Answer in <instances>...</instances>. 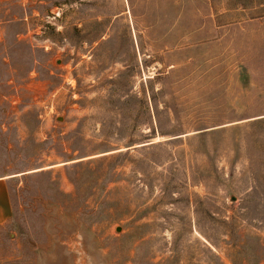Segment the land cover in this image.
Listing matches in <instances>:
<instances>
[{
    "label": "rangeland",
    "instance_id": "1",
    "mask_svg": "<svg viewBox=\"0 0 264 264\" xmlns=\"http://www.w3.org/2000/svg\"><path fill=\"white\" fill-rule=\"evenodd\" d=\"M0 264H264V0H0Z\"/></svg>",
    "mask_w": 264,
    "mask_h": 264
}]
</instances>
